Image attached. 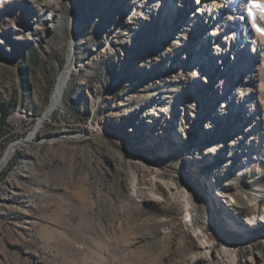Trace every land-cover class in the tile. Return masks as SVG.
Returning <instances> with one entry per match:
<instances>
[{
	"label": "rangeland",
	"instance_id": "rangeland-1",
	"mask_svg": "<svg viewBox=\"0 0 264 264\" xmlns=\"http://www.w3.org/2000/svg\"><path fill=\"white\" fill-rule=\"evenodd\" d=\"M145 1L0 0V264H264V0L235 7L218 84L192 59L207 8Z\"/></svg>",
	"mask_w": 264,
	"mask_h": 264
},
{
	"label": "bare ground",
	"instance_id": "bare-ground-1",
	"mask_svg": "<svg viewBox=\"0 0 264 264\" xmlns=\"http://www.w3.org/2000/svg\"><path fill=\"white\" fill-rule=\"evenodd\" d=\"M135 1V0H133ZM156 1V3H154ZM159 0H150V2L148 0H146L144 3L147 4V7L151 8L153 3L154 5L158 4ZM228 1H231L232 5L229 7L231 9L229 10H233V11H229L228 14H226V12L223 10V8L225 7L226 4H229ZM245 0H196L195 5H193V7L189 8V12H187L185 19H184V23L191 26L194 25L198 22V18H199V13L202 12L204 9H202V7H206L208 10V14L206 16V19L202 22L200 30H198L196 28V32L199 33L200 39H201V45L202 47L199 49V52H195L194 56H193V61H197V60H202L203 62H206V64L209 62L212 64V68H211V72L208 76V79H205V82H209L210 79H213V82H216V84H218L219 81H221L223 79V70H226V66L225 64H227V70L228 71H233L234 69H236L238 67V65H240V59L242 57V55L244 54L243 51H236L234 50L235 55L231 56L230 61L226 62H222V61H216L215 56H217L218 52L221 50L225 49V54L228 52V50H230L231 46H232V42L234 40V37H237L238 34V30L240 28L239 23H236V20L234 19V10L235 7L238 10L242 9V5L244 3ZM184 2L185 0H178L177 4L181 5V9L184 10ZM178 7H174V6H168L169 12L172 15H175L178 12ZM111 11H114V8L110 9ZM239 13V12H238ZM241 15V14H240ZM2 39V37L0 36V40ZM74 43L72 42L71 44V48L69 51V60L68 63L65 67V69L63 70V72L61 73V75L59 76V79L57 81L55 90L52 94L51 97V102L47 108V110L45 111V116L42 118H47L49 117L57 108V106L62 102V97L63 94L65 92V89L67 87L69 78L71 76V74L73 73V70L76 66L77 63V59L75 58V48H74ZM242 47V46H241ZM211 49V50H210ZM241 49V48H240ZM200 51H202V53H200ZM206 52L205 54L203 52ZM225 56V55H224ZM248 57V56H247ZM247 59V58H246ZM247 64H252L250 61H247ZM218 72H221V74L218 76ZM243 80V76L242 75H237L235 84L238 86L242 83ZM213 82H211V84H213ZM214 85V84H213ZM214 89V86L209 88V90ZM236 92V91H235ZM223 98H224V102L220 105L224 106L226 100H229L232 98L233 94H234V90L231 87H226L223 92H221ZM239 113V112H238ZM48 119V118H47ZM39 121V120H38ZM44 123V122H43ZM39 124V123H38ZM259 125V123L256 121V119L253 118H249L247 120H242V122L240 123V127L238 129V131H246L250 128L254 129L257 128ZM33 139V135H31L29 137V140ZM158 139V137H157ZM160 139V137H159ZM25 140H19V141H15L11 147L9 148L8 152H7V157H10L13 152L17 149L18 146L21 145L22 142H24ZM188 157H191L190 155ZM201 165V164H200ZM192 183L194 184L196 177L195 176H189ZM172 189H176L175 186H170V188L168 189V191H171ZM175 191V190H174ZM178 191V190H176ZM183 194H187V190L183 189L182 190ZM171 193V192H170ZM173 193V192H172ZM213 194L217 197V198H221L224 207H226L228 210H231V212L233 211L234 213H239L238 208L234 205L233 199L230 198H226L222 192L218 191H214ZM188 206V203H186ZM189 217L188 220H192L191 217V213L189 212L188 215ZM244 222L246 224H258V220H264V216H261L260 218H258V220H256V215H252V216H244ZM256 220V221H255ZM221 229V233L224 234L222 228Z\"/></svg>",
	"mask_w": 264,
	"mask_h": 264
},
{
	"label": "trees",
	"instance_id": "trees-1",
	"mask_svg": "<svg viewBox=\"0 0 264 264\" xmlns=\"http://www.w3.org/2000/svg\"><path fill=\"white\" fill-rule=\"evenodd\" d=\"M0 113L2 115V120L4 121L7 113L4 102H0Z\"/></svg>",
	"mask_w": 264,
	"mask_h": 264
},
{
	"label": "water",
	"instance_id": "water-1",
	"mask_svg": "<svg viewBox=\"0 0 264 264\" xmlns=\"http://www.w3.org/2000/svg\"><path fill=\"white\" fill-rule=\"evenodd\" d=\"M45 116V113L43 114V117ZM41 123V122H40Z\"/></svg>",
	"mask_w": 264,
	"mask_h": 264
}]
</instances>
